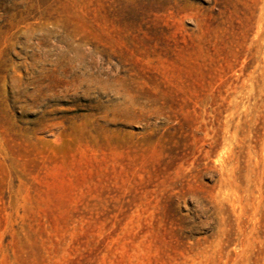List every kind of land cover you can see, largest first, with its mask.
<instances>
[{
  "label": "rangeland",
  "instance_id": "374dc122",
  "mask_svg": "<svg viewBox=\"0 0 264 264\" xmlns=\"http://www.w3.org/2000/svg\"><path fill=\"white\" fill-rule=\"evenodd\" d=\"M0 264H264V0H0Z\"/></svg>",
  "mask_w": 264,
  "mask_h": 264
}]
</instances>
